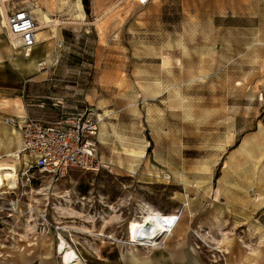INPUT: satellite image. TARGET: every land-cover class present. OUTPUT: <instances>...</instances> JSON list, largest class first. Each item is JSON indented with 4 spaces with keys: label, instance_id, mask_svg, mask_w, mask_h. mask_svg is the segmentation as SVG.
<instances>
[{
    "label": "rangeland",
    "instance_id": "rangeland-1",
    "mask_svg": "<svg viewBox=\"0 0 264 264\" xmlns=\"http://www.w3.org/2000/svg\"><path fill=\"white\" fill-rule=\"evenodd\" d=\"M46 1L60 35L49 33L42 71L14 70L1 37L0 107L15 111L0 110V124L87 109L105 141L96 144L104 167L53 185L33 180L31 193L21 180L27 161L1 148L4 165H20L15 187L0 183V264L37 263L47 248L62 264L59 234L89 264H264V153L222 183L243 141L260 129L264 137V0H87V11L83 0L59 9L13 0L6 14L34 17ZM79 1L85 17L77 20L67 14ZM150 214L178 216L180 226L139 246Z\"/></svg>",
    "mask_w": 264,
    "mask_h": 264
},
{
    "label": "built area",
    "instance_id": "built-area-1",
    "mask_svg": "<svg viewBox=\"0 0 264 264\" xmlns=\"http://www.w3.org/2000/svg\"><path fill=\"white\" fill-rule=\"evenodd\" d=\"M138 7H145L153 0H129ZM5 33L9 39L18 42L22 55L28 57L36 43V22L29 11L17 9L6 15ZM63 43L60 40L59 46ZM92 113L82 112L64 117L60 114L54 121L25 118L19 126L13 120L9 124L17 126L20 132L19 154L26 157L21 180L31 193L33 180L55 184L65 180L70 173H95L104 167L97 152V121ZM31 172H34L31 174ZM36 174V176H35ZM40 228L49 229L46 216L40 219Z\"/></svg>",
    "mask_w": 264,
    "mask_h": 264
},
{
    "label": "bare ground",
    "instance_id": "bare-ground-1",
    "mask_svg": "<svg viewBox=\"0 0 264 264\" xmlns=\"http://www.w3.org/2000/svg\"><path fill=\"white\" fill-rule=\"evenodd\" d=\"M5 2L7 1L1 0V3H3L4 5H5ZM52 2L58 5H61L59 6L60 8L63 7L65 4V0H52ZM75 5L79 9H82V6L80 5V3H76ZM45 6L50 11V6H51L50 2L46 1ZM52 9H55L54 6ZM33 19L35 20L34 17ZM36 20L35 22L37 26V31L35 35V39H36L35 45L37 44V41H38L37 39L38 32L48 29L50 27H53L51 28L50 31L52 35L54 36V38L57 39L59 37L60 33L58 29V25H59L58 19L52 20L48 16H46L43 20H39L38 25H37ZM50 23H52V25H50ZM5 38L7 39L8 43L12 45V50L14 52V65L16 69H18L22 74L37 75V73L40 70L42 71L41 66L47 65L46 62H43V61L37 63L36 61L37 55L31 54L32 49L35 47V45L31 49V53L28 55L29 58L28 57L25 58L24 55L22 56L21 52L18 50V47H17L18 42L15 40L9 39L6 33H5ZM98 119L99 121L102 122V127H101L102 131L108 130V126L103 122L102 115L98 114ZM9 120H12V119H7L4 122L7 125V127L5 130L6 132L3 134L4 137L3 138L0 137V149L3 147H6L8 149H12L16 147L18 151L20 150V145H21L20 132L17 126L14 127L12 124H9ZM261 152L264 153V137H263L262 129H260V131L257 134L247 137L243 141L239 150L233 153L232 156H230V163L228 167L225 169L222 183L226 184L227 180L231 178L233 175L240 177L241 170H243L245 166H248V164H250L252 167H255L257 165V159H258L257 154L259 153L261 154ZM9 153H10L9 156L13 154L11 151ZM16 154L20 156L18 160L19 163L24 159L26 160V157L22 158V156L19 154V151L18 153L16 152ZM142 157H143L142 154H136L135 155L136 162H139L142 159ZM1 160L2 158L0 157V183H1V180L3 179L4 182H6L9 187H15L18 181L17 166L20 164L15 162L10 165H4L1 162ZM239 182L235 184V187H242L239 184ZM259 205H264V198L261 199V203ZM178 222H179V217L175 215L150 214L149 217H147L142 224V229L139 235V243H140L139 246H145V247L154 246L152 244L157 238L161 236L170 237L173 234L175 227L178 226ZM56 250H57L56 252L61 257L62 264H89L88 260H86L88 258L84 256L86 258L85 259L86 261L83 260V256H81L82 253L81 252L79 253L78 251H76L75 248L71 246L67 241H65L60 234L58 235V242L56 245Z\"/></svg>",
    "mask_w": 264,
    "mask_h": 264
},
{
    "label": "crops",
    "instance_id": "crops-1",
    "mask_svg": "<svg viewBox=\"0 0 264 264\" xmlns=\"http://www.w3.org/2000/svg\"><path fill=\"white\" fill-rule=\"evenodd\" d=\"M5 1H7V2H9V1H13V0H5ZM0 3H1V0H0ZM77 3H80V5L82 6V3L79 1V2H77ZM59 6H61V5H59ZM58 6V9L60 8ZM64 7V6H63ZM0 12H1V15H2V17H3V21L2 22H0V40H1V37L2 36H5V30H4V27H5V25H6V13H7V8H6V2H5V5L3 4V3H1V8H0ZM73 12V13H72ZM4 14V15H3ZM34 14V18H35V20L37 21V25H38V22H39V20H43L46 16H48L50 19H52V15H51V11H49L48 9H47V11L45 12V11H42V10H40V11H37L36 13H33ZM68 16H70V17H72V18H75V19H77V20H80V19H83L84 17H85V14H84V11H83V8L82 9H79L77 6H76V9L75 10H73V11H71V13H68L67 14ZM78 16V17H77ZM4 25V26H3ZM49 33H51V31L49 30L48 31V29H45V30H42L41 32H39L38 34H37V39H38V41H37V44L35 45V47L32 49V53L31 54H35V55H37L36 56V61H37V63L38 62H46V60H47V65H49L50 63H51V61L48 59L49 58V51L47 50L48 49V45H47V42H48V40H49ZM7 43V51H8V53H9V59L7 60V61H9V64L11 65V67L14 69V70H17L21 75H22V73L18 70V69H16V67H15V65H14V52H13V50H12V45L11 44H9L8 43V41L6 42ZM38 45V46H37ZM43 48H44V50H43ZM19 50V49H18ZM21 52V51H20ZM22 54V53H21ZM23 56V55H22ZM25 57V56H24ZM26 58V57H25ZM29 58V57H28ZM0 60H1V57H0ZM23 76V75H22ZM24 77V76H23ZM26 78V77H25ZM29 79V78H28ZM13 108V109H12ZM16 108H17V106H16ZM13 110V111H15V106H8L7 104H3V107H0V110ZM16 110H18V109H16ZM21 110H22V108H21ZM17 114V116H19V118L21 119V118H23L21 115H19V112L18 113H16ZM8 119H12V118H8ZM24 119V118H23ZM7 120V119H6ZM23 121V120H22ZM1 125V124H0ZM20 125V124H19ZM22 125V124H21ZM6 127H7V125H5L4 123H3V125H1L0 126V137H4L3 136V134L6 132L5 130H6ZM106 132L108 131V130H105ZM99 132V131H98ZM104 131H102V133H103ZM100 137V136H99ZM102 140V139H101ZM97 141H98V143H105V141L104 142H101L100 140H99V138H98V134H97ZM14 150V149H13ZM232 185V184H231ZM232 187L234 188L235 187V185H232ZM241 190V191H240ZM236 191L237 192H243L244 194H243V196L240 198L239 197V201H245V200H247L248 199V197L246 196V194H245V189L243 188V189H236ZM246 202V201H245ZM179 226H180V218H179V223H178V226H177V228H176V230L179 228ZM180 232V231H179ZM176 233L175 232V236H177L178 238H181L182 237V235H183V233H184V231H183V233H182V231H181V233L182 234H180V233ZM173 235V236H174ZM167 237L168 236H165L164 237V241H165V239H167ZM163 241V242H164ZM76 251H79L78 249H75ZM45 251H47V253H43L42 255H41V257H40V260L36 263V262H32V263H28V262H26L27 264H54V261L52 260L53 259V257H52V253H50V251H52V250H50V249H45ZM120 251V250H119ZM46 256V257H45ZM45 257V258H44ZM122 255H121V253H119L118 254V258H117V260H119V261H122ZM130 258V262L132 263V264H147V262H148V260L147 259H145V260H141V259H139V257H138V259H134V258H131V257H128L127 259H129ZM60 259H61V257H60ZM125 261V260H124ZM61 263H62V261H61Z\"/></svg>",
    "mask_w": 264,
    "mask_h": 264
},
{
    "label": "trees",
    "instance_id": "trees-1",
    "mask_svg": "<svg viewBox=\"0 0 264 264\" xmlns=\"http://www.w3.org/2000/svg\"><path fill=\"white\" fill-rule=\"evenodd\" d=\"M87 2H88L87 0H83V4H84L86 11L88 10Z\"/></svg>",
    "mask_w": 264,
    "mask_h": 264
}]
</instances>
